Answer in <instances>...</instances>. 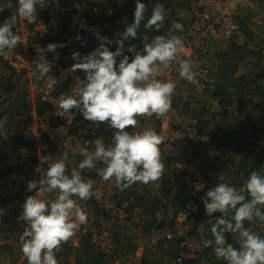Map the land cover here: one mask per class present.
<instances>
[{
	"label": "clouds",
	"instance_id": "9594fccd",
	"mask_svg": "<svg viewBox=\"0 0 264 264\" xmlns=\"http://www.w3.org/2000/svg\"><path fill=\"white\" fill-rule=\"evenodd\" d=\"M17 2L19 17L36 23L38 9L45 8L48 0ZM147 11L144 0H136L133 22L117 34L115 41L97 32L101 42L94 51L84 56L78 51L72 53L76 63L71 71L82 70L86 79L77 77L79 87L72 94L59 97L60 111L68 114L70 123L75 117L72 110L77 109L96 127L106 124L115 131L111 145L106 146L103 137L85 141L87 146L79 148L84 158L70 174L66 165L70 159L67 151L61 159L48 164L46 170L36 168L41 173L40 179L27 184L29 192L36 190L35 195L26 197L17 218L18 222L26 223L19 242L28 264H59L56 253L87 223L88 213L77 200L88 201L93 197L99 200L102 193L94 189L93 180L82 175L83 170L95 169L103 181L114 183L120 190L138 182L145 185L156 182L164 173L160 150L163 137L154 129L136 131L137 118L166 117L172 110L176 84L159 78L170 67L178 65L179 76L189 84L197 85L198 80L194 64L181 55L185 52L183 37L173 34L183 32L182 23L174 22L167 34L155 36L150 43H144L140 51L134 44L126 47V41L137 40L142 23L146 30H161L167 15L164 6L156 4L146 19ZM16 20V16H11L0 23V57L7 58L22 43V37L13 30ZM113 43L115 51L108 46ZM63 46L49 43L46 49L38 50L40 56L34 62L37 79L46 78L52 71V64L44 53H55ZM7 120V116L0 118V138H7ZM130 126L131 132L127 130ZM98 163H103L104 167H97ZM44 193L57 195L48 201L41 199ZM203 203L206 214L212 217L209 221L212 239L201 236L203 247H212L216 258L225 264H264V236L246 226V222L249 225L259 222L264 226V171H252L239 188L217 183L206 192ZM216 213L219 215L215 216ZM4 214L5 209L0 208V219ZM229 233L233 234L238 247L228 242Z\"/></svg>",
	"mask_w": 264,
	"mask_h": 264
},
{
	"label": "built area",
	"instance_id": "2783aa9c",
	"mask_svg": "<svg viewBox=\"0 0 264 264\" xmlns=\"http://www.w3.org/2000/svg\"><path fill=\"white\" fill-rule=\"evenodd\" d=\"M259 0H195L196 8L193 21L186 33L185 52L182 57L188 59L194 64V71L197 73V85L189 84L179 76L178 65L167 69L159 77L163 80H172L176 84L173 96L172 110L166 117H138L136 131L142 132L146 129H154L158 135L163 137L160 145L161 154L172 161L176 169H183L185 164L178 160L180 155H190L194 150V142H201L206 139L205 136H198L194 123L185 121L184 113L187 109L193 107L198 96L207 92H213L217 86L216 79L207 67L201 57L209 50L213 43L228 42L240 35L241 25L239 18L248 11L257 8ZM50 8L46 16H38L36 23H28L24 19V24L18 29L22 30L28 36L24 45L15 48L7 58L0 57V60L13 73L22 77L28 84V90L36 91V96L44 105H47L52 113L53 122L45 125H39L36 122L22 123L19 138L27 143H31L37 151L49 152L58 149L61 154L65 151L69 153H79L80 147L87 146L85 141L91 142L103 137V142L112 143L109 133L113 130L101 124H96L84 119L77 109L72 111L75 117L70 123L67 113H62L59 109V97L62 94H72L73 90L79 87L77 77L81 80L86 79L82 70L71 71L76 61L71 57L66 60L63 49L58 47L55 53L45 52L46 59L52 64V71L46 78L37 79L34 75L36 71L35 61L39 59V49H46L49 43L64 45L74 52L89 37L92 30V21L87 16V7L84 4L69 3L62 5L56 1L49 3ZM81 37L82 39H77ZM93 50L80 52L81 56L91 53ZM52 81H56L52 83ZM51 84V87L48 85ZM67 85V90L63 88ZM1 102L4 99L0 100ZM42 128L52 129L55 132L53 138L46 140ZM128 131H133L130 126ZM94 147V146H93ZM83 157V156H82ZM84 158V157H83ZM97 167H104L103 163H98ZM94 181V189H99L102 197L97 200L95 197L88 201L77 200L78 203L88 213V221L80 226L76 235L63 247H80L87 243L93 251L108 255L111 257L112 264H144L143 259L146 246L156 248L167 243L174 237L183 239L182 247L183 257L179 260L198 257V251L202 250L201 240L193 237L182 238L186 232L191 229L190 211H196L194 202H189L188 209L176 215L169 214L164 218L157 214V221L164 219L175 220L173 231L153 230L146 238V246L137 245V247L124 256H114L116 243L115 233L117 224L125 222L130 215V203L119 200L121 190L112 182L103 181L97 174L84 176ZM7 192L9 197H15L27 193V184L29 177L20 171L10 173L6 177ZM193 186L197 190H202L210 186L209 183L200 177H195ZM51 201L50 199H47ZM179 239V240H180ZM60 251L56 253L58 257ZM72 261V255L69 257Z\"/></svg>",
	"mask_w": 264,
	"mask_h": 264
},
{
	"label": "rangeland",
	"instance_id": "374dc122",
	"mask_svg": "<svg viewBox=\"0 0 264 264\" xmlns=\"http://www.w3.org/2000/svg\"><path fill=\"white\" fill-rule=\"evenodd\" d=\"M52 0H48V3H51ZM72 1L73 3L83 4L87 3L86 0H66ZM65 1V2H66ZM83 1V2H82ZM102 0H88L89 3H99ZM134 4V0H129ZM127 1L126 3H129ZM164 2L170 3V7L166 9V19L167 23L163 24L160 31L151 30L150 40L158 35H165L168 33L171 25L174 22L182 23L184 26L183 32L175 31L173 34L179 35L183 33L186 36L188 29L193 21L194 12L196 8L195 0H164ZM48 3L46 4L45 8L38 9V13H44L47 9ZM94 4V5H95ZM18 2L17 0H0V9H6L10 12L12 16H16L17 20L20 19L18 15ZM121 9H128L126 5L121 4ZM49 10V9H48ZM131 11V10H128ZM21 27L24 24V19L21 18ZM239 22L241 25V33L235 39L228 41V42H220V43H213L209 46L208 52L204 54L201 59L202 62L211 69L214 78L216 79L217 85L221 84L223 87H228L229 91L233 94L232 95V104L229 107V115L228 117H222L220 113V105L218 103L217 98L214 97L213 92L204 93L201 96L196 98L195 105L187 109V112L184 113L185 121L188 122H195L197 123L196 126L199 127V122L202 118H206L210 123L213 130L221 131L225 125V123L234 124L237 121H244L249 114L253 113L251 105L252 103L248 102L249 98L246 92L248 93L250 89H252L256 84L254 83L258 77L256 74L261 69V66H264V0L258 1L257 8L253 11L246 12L245 15L239 18ZM15 23V25H16ZM13 26V30L16 26ZM96 29V28H95ZM93 30H91L92 32ZM99 31L94 30V32L90 33L91 37L89 36L84 43L78 48V52H86L89 50H95L96 47L99 46L100 40L98 39L96 33ZM22 35L25 38V43L28 39L24 31H21ZM100 34V33H99ZM109 38V37H108ZM117 35L109 38L110 40L115 41L117 39ZM150 41V42H151ZM131 42V41H128ZM24 45V44H23ZM19 45H17L16 48ZM115 43L109 45L110 50H115ZM62 48V47H61ZM71 50V49H69ZM74 52V51H73ZM243 79V81H241ZM241 82L238 83V82ZM10 82H13L14 86L11 90H7V86ZM235 84V85H234ZM28 88V84L24 83L22 77L17 76L13 73L5 64L2 63L0 60V98L4 99L3 103H0V118H3L5 115L8 117V120L5 124V135L6 139L2 138L0 143V190L4 187L2 194L7 198L6 195V188L7 182L6 177L10 173H14L16 171H20L25 173L29 177V181L32 180H39L40 179V172L36 171V168L39 166L43 170H46V165H42L43 161L42 158H49L54 159L56 157V152L58 149H53L47 152L45 155H40V153L34 149L33 147L24 151L23 158L18 159L11 155L9 151V138L10 137H18V132H20V126L22 123L27 122L30 120L29 114L25 115H12L14 110L19 106L22 102L18 99L21 97L26 99L22 96H19L20 93H25L23 96H29L25 92V89ZM8 91V92H6ZM243 91V92H239ZM33 96L36 95V91L31 90ZM245 92V93H244ZM239 93H243L244 95L241 96ZM37 97V96H36ZM0 99V100H1ZM30 98L27 97V100ZM261 102H264V98L258 99ZM31 101L28 103L30 104ZM41 103V102H40ZM250 103V104H249ZM42 104V103H41ZM245 104L249 105L248 108L244 107ZM258 116L261 114L257 111H254ZM9 113V114H8ZM255 115L254 119H258V116ZM47 116V115H46ZM29 122H36L39 125H45L46 120L45 117H32V120ZM49 124V123H48ZM44 131V135L47 136V139L53 138L55 135L54 130L48 128H42ZM198 129V128H197ZM44 136V137H45ZM46 139V140H47ZM242 141V140H240ZM5 143V144H3ZM60 152V151H59ZM233 155L235 154V147L232 148ZM61 154V153H60ZM62 155V154H61ZM69 163L73 165L75 162L74 156H69ZM213 153L210 156V163L215 165H221V172L219 174V178L217 182L228 183L233 185L234 181H238V177L232 173V167L230 163H226L225 157L217 159ZM58 155L56 159H58ZM42 159V160H41ZM60 159V158H59ZM162 159V157H161ZM165 169L164 173L167 175L166 177L175 179V175L173 176V169L167 166V162L162 159ZM66 163V164H67ZM74 167V166H73ZM75 168V167H74ZM197 177L201 175V169L192 167L190 169ZM201 178V177H200ZM164 179L165 177H161L160 180L156 182H151L147 185L143 183H136L131 187L121 190L124 199L129 197H136V206L131 210L130 217L125 221L117 224L116 234L117 237L116 244L118 245L119 255L124 256L125 253L131 251L133 247L136 245H143L146 246V238L148 231L151 227H153L155 221V207H162L167 200L161 194V188L164 186ZM232 182V183H231ZM3 185V186H2ZM2 186V187H1ZM35 191L27 192L23 195V197L17 198H24L28 196L35 195ZM47 194V193H46ZM53 194V195H52ZM49 194L47 197L45 194L41 196V199H51L55 198V194ZM121 195V198H122ZM12 198V197H11ZM16 199V198H15ZM123 199V200H124ZM140 201V204L137 205V202ZM169 201V200H168ZM16 203V202H13ZM18 205V204H17ZM22 205V204H21ZM14 210V206L12 207ZM21 213V212H20ZM15 217H19L20 214L17 212V209L14 210ZM216 216V214H214ZM206 220H211L212 217H209L205 214L204 217ZM256 223L251 225L247 224L248 227H251L253 231L257 232L259 235L264 236L263 227L259 226V229L256 226ZM199 231L202 233L204 230V222L200 224ZM191 228V227H190ZM119 229V230H118ZM190 230V229H189ZM119 231V232H118ZM18 237L20 234H17ZM193 238V237H192ZM192 238H190L192 240ZM233 239V238H232ZM19 244V242H18ZM234 245L238 247L237 241L234 239ZM89 247V246H87ZM176 244H170L167 246L162 247L161 249H152L146 246V260L147 264H174L173 257L176 254ZM89 250V249H88ZM91 251L89 250V253ZM217 262H222L220 264H224L223 260H219L216 258L215 254L211 255V257ZM77 257V256H76ZM86 259V258H85ZM197 259V258H195ZM105 264H111L110 259H106ZM13 259L10 258V264L12 263ZM18 259H16L17 264ZM87 261V259L85 260ZM1 262V261H0ZM19 262V261H18ZM210 260L203 257L202 259L198 260L196 264H209ZM1 264V263H0ZM59 264H65L63 260L59 261Z\"/></svg>",
	"mask_w": 264,
	"mask_h": 264
},
{
	"label": "trees",
	"instance_id": "16d2710c",
	"mask_svg": "<svg viewBox=\"0 0 264 264\" xmlns=\"http://www.w3.org/2000/svg\"><path fill=\"white\" fill-rule=\"evenodd\" d=\"M54 1L62 4L67 5L69 3H73L72 1H66V0H52L51 3ZM66 1V2H65ZM87 3H83L87 7V16L92 21V32L94 30L99 31L101 36L112 38L113 36L117 35L118 33H121L125 30L128 23L133 22L134 20V11L136 7V0H134V4H132L129 0H102L99 3H89L88 0H86ZM129 1V3H126ZM83 2V1H82ZM144 3L148 7V11L145 13L146 19L150 17L152 8L156 4H162L165 8L170 7V3L164 2V0H144ZM95 4V5H94ZM121 4L126 5L128 9H121ZM50 6L48 7V9ZM131 10V11H128ZM12 15L10 12L6 9H4L0 13V21H6L9 19ZM167 23V19H165L164 24ZM96 28V29H95ZM154 30V29H152ZM91 32V33H92ZM241 32V29H240ZM150 34L151 30H146L143 27V23L141 24V28L138 30V37L137 40L134 42V45L137 47L141 46L140 42L143 43L145 41L150 42ZM184 39V34H179ZM91 37V34L89 35ZM147 37V40L144 38ZM113 41V40H112ZM129 44H133L132 42H125L126 47ZM109 46V45H108ZM79 48V47H78ZM77 48V49H78ZM116 49V45L114 47ZM141 48V47H140ZM63 53L65 56V59L68 60L72 57L73 50H69L70 48L67 46H63ZM78 51V50H77ZM115 51V50H114ZM131 56L130 53H126ZM261 69L256 74V77L258 79L254 82L256 86H254L250 91L246 94L248 95V102L252 103V111L253 113L249 114V116L244 121H237L234 124L231 123H225L223 129L220 131L213 130L210 123L206 118H202L199 122V127L196 126L197 123H194L196 132L198 136H205L206 139L201 142H194L193 145L195 146V150L187 156L180 155L177 159L180 160L185 164V167L183 169H176L174 165L172 164V161L170 159H167L163 156L162 159L167 162V166L173 169L175 175V179L172 177H166L167 175L163 174L162 177H165L164 179V186L161 188V194L162 196L167 200L166 203H164L163 208L162 207H155V221L153 224V227H151L148 231V236L153 230H160V231H173L176 230L174 228L175 220L173 219H164L160 222L157 221L156 215L160 214L163 215L164 218L167 217L169 214L176 215L182 211L189 210L188 204L189 202H194L197 210L196 211H190V223H191V229L186 232L185 236L182 238H192L196 237L197 239L201 240V236H206L208 239H212L210 227L209 224L210 220H206L205 214L206 210L204 207L203 200L206 199V192L209 189H212L216 186L219 174L221 172V165H215L213 163H210V156L213 153L217 159H220L225 157L226 163H230L232 167V173L238 177V181H234L233 184L235 187L239 188L246 180L249 178L250 174L254 170H261L264 171V102L259 101V98H264V66H261ZM243 81V79H241ZM238 83L241 84L239 81ZM235 85V84H234ZM14 84L13 82H10L7 86V90H11L13 88ZM63 88L67 90V85H63ZM6 91V92H8ZM243 92V91H239ZM245 93V92H244ZM25 93H20L19 96H22L26 99H23L21 97H18L20 101H22L19 106L14 110V113L12 115H25L30 114L31 107L28 104L27 97L23 96ZM241 96H243V93H239ZM213 95L215 98H217L218 103L220 105V113L221 116L224 118L228 117L229 115V107L232 104V93L229 91L228 87H223V85H217L216 90L213 92ZM2 98V97H1ZM0 98V99H1ZM249 103V104H250ZM246 108L249 107V105L245 104ZM190 111V110H189ZM254 111L259 112L261 115L258 116ZM36 112L38 117H45L46 123H54L53 122V116L51 113L50 108L47 105L41 104L38 105L36 108ZM9 114V113H8ZM47 115V116H46ZM257 115L258 119H254V116ZM6 116V115H5ZM30 119H32L30 117ZM198 128V129H197ZM0 138V143H1ZM242 140V141H240ZM5 144V143H3ZM9 151L11 155L18 159L23 158L24 151H27L29 148L31 149L34 146L31 143H27L21 138L18 137H10L9 138ZM235 147V154L232 153V148ZM35 149V148H34ZM71 156H77L79 159H83V157L77 153H72ZM192 167L200 168L201 169V175L200 176L204 181L210 184L205 189L197 190L193 186V180L195 177H197V174H195L190 169ZM83 176H93L96 175V170L92 169L90 172H82ZM198 178V177H197ZM232 183V182H231ZM122 192V191H121ZM120 192V193H121ZM122 195V194H121ZM23 195H18L15 197H9L10 199L21 197ZM51 200V199H50ZM127 200L132 201L130 203V214L131 210L136 206V197H129ZM169 200V201H168ZM140 204V201L137 202V205ZM219 213H216V216H218ZM130 217V215H129ZM204 222V230L202 233L199 231V226L201 223ZM246 222V226H247ZM257 228L259 229L260 223L256 222ZM262 230H264V226ZM116 234V233H115ZM233 234L229 233L227 234V240L229 243L234 244V238ZM180 239V238H179ZM178 238L174 237L173 239L169 240L167 243L162 244L160 246H157L156 248L152 249H161L164 246L170 245V244H176V254L173 257L174 264H196L198 260L205 257L206 259H209V264H216L213 258V256L210 258L211 255L214 254L212 247H203L202 241V250L198 251L197 259H182L179 260L181 257H183V253L186 251H183L182 241L183 239L179 240ZM117 242V237H115V243ZM88 246V244H87ZM90 247V246H89ZM87 247V248H89ZM135 247L131 249L133 251ZM67 248L65 250L64 254H62L64 260L69 259V257L73 254H71L69 251H71V248H68L67 246L63 247ZM91 250H93L90 247ZM131 251H128L131 252ZM118 245L116 244L115 249V255H119ZM127 254V253H125ZM60 256V255H59ZM58 256V257H59ZM108 255H96V258H91L90 256L87 257V261H83V264H105L106 259H110L112 264L111 257H107ZM61 258V256L59 257ZM59 262V261H58ZM143 263L147 264L146 260V251L143 259ZM222 263V262H220ZM218 262V264H220ZM225 264V263H224Z\"/></svg>",
	"mask_w": 264,
	"mask_h": 264
},
{
	"label": "crops",
	"instance_id": "0c3cea01",
	"mask_svg": "<svg viewBox=\"0 0 264 264\" xmlns=\"http://www.w3.org/2000/svg\"><path fill=\"white\" fill-rule=\"evenodd\" d=\"M49 6L50 5L48 3L46 11L44 13L38 14V16H46ZM2 11H3V9H0V13ZM20 20H21V18L18 20V22L15 25L16 27L14 28V31L18 35H20L22 37V43L18 44L19 48L22 47V45L25 43L24 42L25 41L24 36L22 35L21 32H18V29L21 26V21ZM0 23H3V21H0ZM186 39H187V37L184 35V42H186ZM132 41H133V44H134V42L136 40H132ZM144 43H150V42L145 41ZM144 43L142 41L140 42V44H142V45L139 46V47L138 46L136 47L137 51H140L143 48ZM24 83L26 84V87H27L26 80H24ZM25 92L27 94H29L28 97L30 98L29 100L31 101V103L29 105L31 107V111L32 112L29 114V117H31V118L32 117H36L37 118L38 115H37V112H36V108H37L38 105H41V103L39 102V100L36 97V95L35 96L31 95L32 94L31 91L25 89ZM30 101H28V103ZM3 102L0 101V103H3ZM31 120L32 119H30L28 121H31ZM114 131L115 130H112L109 133V135H108L111 140H112V137L114 135ZM45 139H47V136H45ZM105 145L106 146L110 145V142L106 141ZM57 151L58 152L55 153L56 157L58 155V157L61 159L62 158V155L60 154L61 152H59V150H57ZM38 152L40 153V155H45L47 153V152H40V151H38ZM161 156H163V155L161 154ZM56 157L54 159L42 158L43 161H45L42 165L45 164L46 165L45 167L47 169L49 167L48 164L54 163L57 160H59V158L56 159ZM74 157L76 159H75V162H74L73 165H70L69 163H67V162H69V160L66 161L67 170H68L69 174H70L72 168H74V167L78 168V164L82 160V159H79V157H77V156H74ZM83 172H90V170L85 169V170H83ZM3 190H4V187H2L1 190H0V208L5 209V214L3 215L2 219H0V261H1L0 263L1 264H10L9 263L10 262V258H12L13 259V261H12L13 264H16V259H18V261H19V262L17 261V264H28L27 257H25L24 254L21 251V245H20V242H19V237L17 235V234H21L24 231V227H26V223L25 222H18V219H17L18 217H15V214H14V210L17 209V212H19V214L21 215V213H22V205L24 204L25 199L24 198H16V199L13 198V199H10L8 197L6 198L2 194ZM44 194H45L46 197L49 195L48 193L47 194L44 193ZM54 194L57 195V193H54ZM121 194H122V192L119 195V200L122 201V202L126 201L127 199H124L123 195H122V198H121ZM21 197H23V196H21ZM50 198L52 199L53 197H50ZM13 202H16V203H13ZM13 206H14V210H12ZM18 242H19V244H18ZM68 248H71L70 249L71 251H69V252L71 254H73L72 255V261L73 262H70L69 259H67V260L65 259L64 260V258L62 256V254H64L65 250H67V248H63L60 251L61 258H59L60 256L57 257L58 261L63 260L65 264H83L84 263L83 261L86 260L85 258H87L89 256L91 258H96V255H101V253H98V252H95V251L91 250L90 247L87 248V243L81 245L80 247H76V248L75 247H68ZM88 249L91 251L90 253H89Z\"/></svg>",
	"mask_w": 264,
	"mask_h": 264
}]
</instances>
